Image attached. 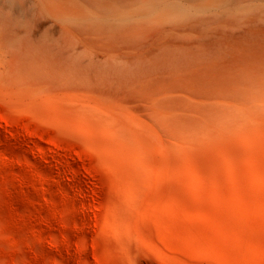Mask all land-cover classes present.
I'll use <instances>...</instances> for the list:
<instances>
[{"label": "rangeland", "instance_id": "374dc122", "mask_svg": "<svg viewBox=\"0 0 264 264\" xmlns=\"http://www.w3.org/2000/svg\"><path fill=\"white\" fill-rule=\"evenodd\" d=\"M14 2L0 0V264H218L177 236L169 244L129 207L128 185L141 170L168 188L166 160L190 165L184 152L207 170L226 152L245 168L264 157V0L167 17L160 9L105 33L52 17L57 4L47 0L48 28L22 52L3 29ZM227 103L263 106L232 120L208 111ZM139 190L147 201L136 198L138 207L156 214L153 191ZM119 206L139 234L107 224ZM251 221L239 264H264V214Z\"/></svg>", "mask_w": 264, "mask_h": 264}, {"label": "bare ground", "instance_id": "6f19581e", "mask_svg": "<svg viewBox=\"0 0 264 264\" xmlns=\"http://www.w3.org/2000/svg\"><path fill=\"white\" fill-rule=\"evenodd\" d=\"M46 1L17 0L13 4V15L10 14L11 12L4 15L8 18L5 19L3 29L10 32V38L7 39L9 43H19L21 52L27 40L37 41L38 37L48 28L49 19L45 15L52 13L53 10L47 6ZM53 1L57 4V9L52 17L59 12L58 18H66L64 17L66 15L69 22L76 24L90 22L87 23L88 32L97 30L105 33L108 28L115 31L116 27L112 23L118 21L120 28L122 26L126 31H130L132 27L129 23L141 24L142 21L149 20L160 9L164 10L166 17L177 10L200 11L203 7L214 11L220 8L232 11L255 0H208L205 3H199V0H77L73 7L70 6V0ZM220 16L212 17L217 21L224 20ZM192 21L198 22V19ZM98 23L100 24L98 27L90 26ZM81 29L84 31L83 28ZM74 30L62 27L63 34L72 35ZM262 106L227 103L217 106L215 111H208L218 117L232 120L236 114L240 116L241 113ZM86 135L100 140L105 149L109 146L93 129L87 130ZM244 141L251 143V140L247 138ZM89 145L94 149L98 148L94 144L89 143ZM240 153L242 152L238 150V155ZM244 154L251 159V152L245 151ZM183 156L190 165L180 166L179 161L166 160L168 171L162 174L164 178L166 177L173 183V185H168V188H163L161 183L152 181L144 171L135 170L136 182H129L127 204L131 209H138L143 219H150L169 244L171 243L170 236H177L188 246L196 244L200 249H205L206 253L218 264H239V257L246 249L244 239L241 237L249 233L254 235L252 215L262 217L264 214V198H262L264 197V157L254 162L248 160L250 163L246 162L245 168L243 166L245 160H240L243 163L240 164L238 158L226 152L223 156L220 155V160L207 170L205 165L200 164L191 154L184 152ZM105 161H107L106 158ZM146 164L151 163L148 161ZM115 171L119 174V169L116 167ZM222 179L234 188L232 197L223 191ZM139 186L153 191L156 214L148 215L145 209L138 207L136 198L147 201V197L139 190ZM245 190L250 192L249 196L246 195ZM110 214L108 213L107 216V224H111L117 232L122 233L127 227L131 234H139L137 221L127 210L119 206V209L113 213L114 217H110ZM205 225L215 229L218 233L216 238L213 239L206 233ZM203 240L207 241V245L203 244ZM253 256L255 257V254ZM253 261L262 263L258 258Z\"/></svg>", "mask_w": 264, "mask_h": 264}]
</instances>
